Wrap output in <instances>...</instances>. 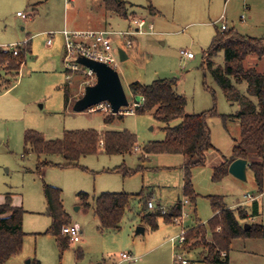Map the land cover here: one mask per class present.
Segmentation results:
<instances>
[{"label":"rangeland","instance_id":"rangeland-1","mask_svg":"<svg viewBox=\"0 0 264 264\" xmlns=\"http://www.w3.org/2000/svg\"><path fill=\"white\" fill-rule=\"evenodd\" d=\"M125 1L134 13L129 19L106 11L103 0H77L67 5L65 0H0V44L23 45L29 40L27 36L32 42V54L19 72L0 70V195L11 193L13 201L21 203L25 210L23 250L8 264H26L28 260L32 264H36V260L40 264H181L175 261V254H181L188 264H206L202 259L203 245L194 246L196 241L192 240L183 251L178 248L180 244L173 245L171 238L179 236L182 229L196 225L197 221L205 223L212 217L214 212L209 196L213 195L224 196V201L232 207L245 200L247 194L257 196L260 213L250 216L247 221L264 225V182L260 192L251 170L248 169L246 180L233 175H227L219 182L212 179V165L222 155L229 158L234 145L240 141L239 121L223 116L236 113L239 106L227 100L209 71L202 68L203 51L222 24L242 35L264 37V0ZM18 11L28 18L19 17ZM133 17L152 22L154 31L136 36L133 46L128 49L130 56L121 62L120 76L130 102L134 100L130 97L131 82L148 84L155 79L174 77L178 79L176 90L187 97V112L208 111L215 99L218 114L208 117L207 121L216 150L207 154L204 165L192 169L197 197L195 205L186 206L188 215L182 224L168 223L160 217L158 229L153 231L140 216L142 204L136 199L126 211L119 231L102 230L93 211L95 199L101 192L135 194L143 191L154 199L155 208L159 204L168 206L179 193L183 195L181 160L161 157V154L151 160L146 156L141 159V149L117 155L99 151L82 156L76 166L66 167L61 165L66 161L59 154L39 158L35 152L27 151L25 131L34 129L47 139H58L71 130L129 129L136 134L140 147L149 140L165 138L164 124L150 113H128L124 119H115L108 125L104 122L106 112L103 109L95 112L74 110L75 98L81 97L85 87L94 84L96 79L85 76L83 71L70 73L65 70V43L64 39H59L57 29L63 28L66 22L70 30L78 27L123 31L129 26L135 27ZM50 35L54 39L53 46L48 45ZM120 44L118 41L116 46ZM182 50L194 53L195 57L185 58ZM214 60L222 64L223 52ZM245 66L264 72V57L251 55ZM16 80L17 84L5 91ZM238 87L246 93V82ZM65 89L71 93L68 102L65 101ZM138 99L136 96V101L142 103ZM252 155L257 158L255 152ZM45 159L53 164L44 167L41 175L37 165L39 160ZM122 166L136 172L124 175L118 170ZM156 166L162 167L155 169ZM44 183L61 189L71 224L78 223L81 227L82 240H70L63 251L56 238L47 233L51 218L47 213ZM79 191L90 195L91 207L83 205L78 198ZM253 201L247 204L252 210ZM139 227L145 228L146 232L137 233ZM246 240L250 241L238 238L232 243L230 254L239 264L245 263L241 250L249 247ZM122 253L134 259H122Z\"/></svg>","mask_w":264,"mask_h":264},{"label":"trees","instance_id":"trees-1","mask_svg":"<svg viewBox=\"0 0 264 264\" xmlns=\"http://www.w3.org/2000/svg\"><path fill=\"white\" fill-rule=\"evenodd\" d=\"M106 11L129 18L130 12L125 0H103ZM27 42L18 46V54L13 50L5 52L0 46V70L7 73L19 72L25 63L26 56L30 53ZM202 68L209 71L216 83L223 90L231 104H238L236 113L223 115L224 119L233 118L239 121L241 138L233 147L232 155L223 156V162L213 168L212 179L221 181L229 174L230 164L238 159L248 160V168L254 174L255 181L262 192L264 182V72L255 67H246L245 62L251 55L264 57V37L242 35L232 29L216 30L209 47L203 51ZM223 52L224 61L216 63L219 53ZM18 80H16L17 82ZM15 82V83H16ZM177 78H159L151 83L144 84L140 81L130 83L131 92L140 96L143 103L135 108L137 114L150 113L155 120L164 124L165 138L150 140L141 146V159L151 154H182L184 163L183 194L189 202L195 205L197 194L192 183V169L204 165L206 154L214 148L211 140V130L208 117L217 115L216 100L213 107L201 113L186 111L187 97L176 90ZM246 82V93H242L238 84ZM11 86V85H10ZM8 86V87H10ZM7 87V88H8ZM80 97L75 98V101ZM71 99V93L65 89V101ZM121 114L105 115V124H111L115 119H120ZM177 121L175 124L173 122ZM25 145L27 151H33L39 158L45 155L59 154L66 163L62 166L71 167L78 165L82 156L99 153L100 149L108 155L125 154L133 152L138 145L135 133L127 129H108L103 133L96 129L66 131L62 138L47 139L34 129L25 131ZM252 152L256 153L253 158ZM143 153V154H142ZM53 164L51 161L39 160L37 169L42 175L43 168ZM124 175H131L136 171L124 166L118 167ZM44 196L47 213L51 218V225L47 233L52 234L63 251L70 242V237L63 232L64 226L71 224L70 215L64 208L61 189L44 183ZM85 207H91L90 195L85 191L78 192ZM213 209V216L206 222H197L186 232V240L178 248L183 251L195 240L194 246L203 245V261L206 264H230L229 253L232 243L238 238H264V225L248 222L251 216L259 212L258 202L252 208L239 205L235 208L227 207L224 196H209ZM142 204L140 216L146 220L152 230L158 228V218L172 223L175 217L181 214V198L170 209L163 210L160 206L149 210L150 195L143 191L139 193L103 191L95 199L93 211L99 219L102 230L119 231L126 211L134 200ZM22 206L13 204L11 194L5 196V201L0 203V264H5L13 255L23 248L25 232L23 230ZM245 223L250 224L245 228ZM201 240L200 242H198ZM193 246V247H194ZM191 249V248H190ZM36 264H40L38 260ZM32 264V263H31Z\"/></svg>","mask_w":264,"mask_h":264},{"label":"built area","instance_id":"built-area-1","mask_svg":"<svg viewBox=\"0 0 264 264\" xmlns=\"http://www.w3.org/2000/svg\"><path fill=\"white\" fill-rule=\"evenodd\" d=\"M67 2L69 0H66ZM18 15L24 19H27L28 16L23 12H18ZM135 27H130L128 30L123 31H109V30H63L64 41H65V57H64V65L65 70L72 73L83 71L85 76L88 75L92 79H96V74L90 70L89 68L79 64L77 59L79 57H87L96 61H101L115 70L118 71L120 75L121 71V59L119 54V49L122 48L126 52L131 48L134 44V39L136 36L144 34L146 32H152L154 26L152 23L147 22L145 18L133 17L132 18ZM226 25H222V29H225ZM120 41V45L116 46V43ZM48 43H52V38H49ZM20 44H12V45H0L5 52L9 50H13L14 54H18V46ZM181 53L186 58H194V53L186 50H182ZM121 78V76H120ZM131 92V89H130ZM131 98H134L133 102L130 103L131 109L122 108L119 113H114L112 111L111 105L108 102H102L98 105H95L88 109L90 112H95L98 110H105V114H114V115H125L135 110L137 106H140L142 103L135 100V95L131 92ZM126 109V110H124ZM140 145L135 147V151H140ZM184 185V184H183ZM249 199H254L251 194L247 195ZM181 214L178 217L174 218L175 223H183V218L188 214L186 212V206L189 204V199L183 194L181 196ZM149 208L154 207V203L152 201L149 202ZM63 232L70 237L72 242H79L82 239L81 228L78 224H69L64 226ZM186 232L187 230L184 228L181 231V234L176 237L171 238V242L175 246L176 243L182 244L186 240ZM122 259L133 260L134 258L126 253L121 254ZM175 261L180 262L181 264H188L189 261L184 258L181 254H175Z\"/></svg>","mask_w":264,"mask_h":264},{"label":"water","instance_id":"water-1","mask_svg":"<svg viewBox=\"0 0 264 264\" xmlns=\"http://www.w3.org/2000/svg\"><path fill=\"white\" fill-rule=\"evenodd\" d=\"M119 54L121 61L128 59V55L124 49L120 48ZM77 62L96 74V82L92 85H87L84 89V94L76 100L74 105L76 112L88 110L102 102H108L114 113H119L122 108H127L130 105L129 98L117 70L104 62L87 57H79ZM137 98H139L138 100L142 99L140 96H137ZM247 167L248 160L238 158L230 164L229 172L240 180H246ZM244 227L249 228L250 224L246 223ZM144 232L145 228L143 227L137 229V233Z\"/></svg>","mask_w":264,"mask_h":264},{"label":"crops","instance_id":"crops-1","mask_svg":"<svg viewBox=\"0 0 264 264\" xmlns=\"http://www.w3.org/2000/svg\"><path fill=\"white\" fill-rule=\"evenodd\" d=\"M75 1H77V0H69L68 2L65 0V2H66V5L67 4H69L70 2H75ZM18 12H20V11H18ZM18 12H17V14H18ZM134 15V13L131 15H129L130 17L131 16H133ZM19 16V15H18ZM19 17H21V16H19ZM22 18V17H21ZM129 19V18H128ZM152 23V22H151ZM153 24V23H152ZM223 25V24H222ZM224 25H226V24H224ZM154 26V25H153ZM64 27H67L66 26V22H65V25H64ZM63 27V28H64ZM131 26H129L127 29H125V30H128L129 28H130ZM60 28V27H59ZM63 28H61V29H57L58 30V33L60 34V37H59V39L61 38V40H63L64 39V36H63V34H62V32H63ZM221 28H222V26H221ZM226 28H228V26L226 25ZM65 29H68V30H70L68 27L67 28H65ZM62 30V31H61ZM71 30H93V31H95V30H106V29H80V28H78V27H73ZM153 31H154V29H153ZM51 36V38H52V35H50ZM29 38V40L27 41V46L30 48V53L26 56V59H27V57L30 55V54H32V42H31V39H30V36H27V39ZM137 38V37H136ZM49 39V38H48ZM63 42L65 43V41L63 40ZM137 42V41H136ZM1 45V44H0ZM48 45H54V39L52 40V43L51 44H48ZM130 51L131 50H128V52H126L127 53V55H128V57L130 56ZM186 58V57H185ZM187 59H192V58H187ZM26 61L27 60H25V63H26ZM24 63V64H25ZM18 82V81H17ZM17 82L16 83H14L13 85H11L10 87H8V88H6L5 89V91H7V90H9V89H11L15 84H17ZM130 85V84H129ZM129 88H130V86H129ZM4 91V92H5ZM136 100V99H135ZM130 101V100H129ZM141 102L143 103V99H141ZM131 103V102H130ZM129 108V107H128ZM129 109H131V107L129 108ZM131 114H133V113H136V111L134 110V111H132V112H130ZM137 114V113H136ZM105 115L106 114H104V118H105ZM126 115V114H125ZM125 115H122V117L120 118V120H122V119H124V116ZM109 125V124H108ZM108 130V129H107ZM117 130H123V129H117ZM127 130H129V129H127ZM106 131V130H105ZM105 131H102V132H100V133H103V132H105ZM130 131V130H129ZM99 132V131H98ZM130 132H132V131H130ZM132 133H134V132H132ZM162 140V139H161ZM150 141V140H149ZM235 146V145H234ZM214 150H216V148L214 147V148H212L211 150H209L208 152H207V154L210 152V151H214ZM101 152H103V150L101 149L100 150ZM207 154H206V156H207ZM156 155H158V156H160L159 154H151V155H146V157H148V160H151V157H154V156H156ZM176 157V158H178V159H180L181 160V167H182V169H183V172H184V168H183V166H184V163H185V157H184V155H182V154H161V157ZM224 155H222V157L221 158H219L218 159V162L217 163H214V165H212V168H214V167H216V166H218V165H220L222 162H223V159H224V157H223ZM205 163H206V160H205ZM161 167L162 166H156L155 167V169H161ZM164 167H167V166H164ZM248 167H247V171H248ZM228 175H232L230 172H229V174ZM227 176V175H226ZM183 177H184V173H183ZM233 177H235V176H233ZM183 184H184V178H183ZM195 190V189H194ZM80 192V191H79ZM196 192V191H195ZM7 194H11V193H8V192H6V194H4V195H0V203H3L4 201H5V196L7 195ZM248 195V194H247ZM244 196V198H245V200H241V201H239L238 203H236L233 207L232 206H229V205H227V203L225 202V204H226V206L227 207H230V208H235V207H237V206H239V205H243V206H248L247 204H250V202L251 201H257L256 200V197L257 196H253V198L254 199H249L248 198V196ZM252 196V195H251ZM181 198V195H180V193L176 196V200L173 202V203H171L170 205H168V206H163V205H160L159 204V206L163 209V210H168V209H170L173 205H175L176 203H177V201L179 200ZM151 201H154V199L151 197V199H150ZM62 201H63V199H62ZM253 201V202H254ZM154 203V202H153ZM13 204L14 205H16V206H22V204L20 203H18V202H15V201H13ZM189 204H191L190 202H189ZM188 204V205H189ZM156 207H158V205H156ZM79 209H80V207H79ZM149 209H155V204H154V207L153 208H149ZM214 214V213H213ZM213 216V215H212ZM249 219V218H248ZM198 222V221H197ZM206 223V222H205ZM74 224H78V223H74ZM246 224V223H245ZM51 225V224H50ZM79 225V224H78ZM80 226V225H79ZM194 226V225H193ZM192 226V227H193ZM50 227V226H49ZM81 228V227H80ZM158 229V228H157ZM154 231V230H153ZM145 232H146V229H145ZM247 239H250V241H247L246 240V244H248L249 245V247H243V250H241V251H243L244 252V258H245V263L244 264H264V238H259V239H251V238H247ZM82 240V239H81ZM80 242V241H79ZM251 243V244H250ZM245 244V245H246ZM244 245V246H245ZM251 246V247H250ZM22 250H23V248H22ZM22 250L19 252V253H17V254H15V255H13L12 257H14V256H16V255H19V254H21V252H22ZM231 252V251H230ZM11 257V258H12ZM10 258V259H11ZM9 259V260H10ZM9 260L5 263V264H8V262H9ZM229 260H230V264H239L237 261H235V257L232 255L231 256V254L229 253ZM233 261H235V263L233 262ZM31 260H28L27 262H26V264H31Z\"/></svg>","mask_w":264,"mask_h":264}]
</instances>
